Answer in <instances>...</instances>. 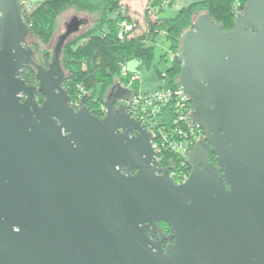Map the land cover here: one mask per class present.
<instances>
[{
	"label": "water",
	"instance_id": "water-1",
	"mask_svg": "<svg viewBox=\"0 0 264 264\" xmlns=\"http://www.w3.org/2000/svg\"><path fill=\"white\" fill-rule=\"evenodd\" d=\"M22 3L0 0V264H264V0H248L230 32L201 15L181 36L180 93L204 135L183 152L181 183L155 164L129 91L110 88L102 119L86 95L70 105L59 59L84 20L45 69L22 46Z\"/></svg>",
	"mask_w": 264,
	"mask_h": 264
},
{
	"label": "trees",
	"instance_id": "trees-1",
	"mask_svg": "<svg viewBox=\"0 0 264 264\" xmlns=\"http://www.w3.org/2000/svg\"><path fill=\"white\" fill-rule=\"evenodd\" d=\"M162 1L156 0L153 7L160 6ZM167 1L174 3L177 0ZM247 3L248 0H200L180 9L171 18L162 17L164 11L158 10L156 14L153 13V19H145L146 29L142 34L121 38L120 26L126 19L119 12L120 0H39L31 11H23L24 22L29 28L24 42L36 56L38 63H35L47 68L52 57L47 47L54 35L59 15L74 8L90 16L92 24L89 29L71 37L63 45L59 63L65 75L63 89L70 98V105L77 109L81 98L86 95L84 105L87 110L92 116L102 119L105 116L104 102L112 86L122 84L133 95L139 92L138 81L132 79L134 73L128 71L122 75L121 70L127 63L137 60L139 69L153 68L162 83L159 88L178 90L181 36L194 28L195 20L201 15H207L223 32H230L236 14H241ZM159 33H164L173 55L165 72L152 67L156 52L155 37ZM25 78L29 86H33L37 81L35 70L28 67ZM41 102L39 100L38 105ZM189 107L192 104L189 103ZM174 115V110L169 107L162 110L161 118L166 128L171 127ZM165 159L167 161L161 164L162 168L189 175L190 169L182 155L167 153ZM173 180L179 183L174 177ZM158 227L164 235H169L167 225L159 223Z\"/></svg>",
	"mask_w": 264,
	"mask_h": 264
},
{
	"label": "rangeland",
	"instance_id": "rangeland-1",
	"mask_svg": "<svg viewBox=\"0 0 264 264\" xmlns=\"http://www.w3.org/2000/svg\"><path fill=\"white\" fill-rule=\"evenodd\" d=\"M198 1L200 0H177L174 3H170L167 0H163L160 6L153 7V4L156 2V0H120L119 12L126 19L125 22H123L120 26V37H132L142 34L146 29L145 19L147 17L153 19V13L156 14V11L158 10L164 11L161 15L162 17L171 18L174 17L180 9L185 8L190 4ZM38 2L39 0H24L22 10L27 12L31 11V9ZM73 17L85 20L86 26H79L78 30L71 33L68 38L83 34L86 30L89 29L92 24V18L90 16L78 12L74 8H70L62 12L57 18V26L54 35L49 46L47 47L50 54L57 42V37L62 36L66 33V26L70 23V20ZM154 46L156 48V52L154 60L152 62V67H156L159 71L165 72V70L171 64L173 55L171 51H169V44L166 41L164 33L157 34V36L155 37ZM124 67L126 72H123L122 69V75H126L128 71L130 73H134L132 79L138 81L140 87L139 92L141 91L143 93H150L158 89H163L159 88L162 83L158 79L153 68H151L150 70H147L145 68L139 69L137 60L130 61ZM134 77H136V79ZM103 110L105 111L104 107Z\"/></svg>",
	"mask_w": 264,
	"mask_h": 264
},
{
	"label": "built area",
	"instance_id": "built-area-1",
	"mask_svg": "<svg viewBox=\"0 0 264 264\" xmlns=\"http://www.w3.org/2000/svg\"><path fill=\"white\" fill-rule=\"evenodd\" d=\"M122 69L126 72L125 67ZM166 107L173 109L175 113L169 128L163 125L161 118L162 110ZM192 109L181 95L180 89H158L150 93L140 91L134 95L130 116L145 125L152 134L151 145L157 166L162 168L161 164L167 161L165 159L167 153L180 154L184 158L183 152L192 150L199 140L197 128L191 124ZM169 175L172 179L176 178L179 183L187 178L182 171H169Z\"/></svg>",
	"mask_w": 264,
	"mask_h": 264
},
{
	"label": "flooded vegetation",
	"instance_id": "flooded-vegetation-1",
	"mask_svg": "<svg viewBox=\"0 0 264 264\" xmlns=\"http://www.w3.org/2000/svg\"><path fill=\"white\" fill-rule=\"evenodd\" d=\"M21 7H23V3H22V6ZM23 11V10H22ZM24 19V18H23ZM22 46L25 48V49H28V46H26V44H25V42L23 41V44H22ZM33 60L35 61V62H37L38 63V61H37V59H36V56L35 55H33ZM51 61V60H50ZM49 64H50V62H49ZM49 64H48V67L47 68H45V69H48L49 68ZM42 65V64H41ZM28 69V67L26 66V65H24L22 68H21V70H20V74H19V77L22 79V80H24L25 82H26V84L27 85H29L28 83H27V81H26V78H25V71ZM34 87H37L38 86V79H37V81L36 82H34L33 84H32ZM120 85V87L121 88H123V89H125V90H127V91H129L130 93H131V99H133L134 98V95L132 94V92H131V90L129 89V88H127V87H125L124 85H122V84H119ZM121 94V93H120ZM124 95V94H123ZM41 97V98H40ZM25 97L23 96L22 98H21V100H23ZM35 100H36V102H38L39 100H41L42 102L40 103V105L43 103V101H44V97H43V95H41L39 92H37L36 94H35ZM188 103H190L189 101H188ZM191 104V103H190ZM122 105H128V101L126 100V99H124V100H120V101H117L116 103H115V108L117 109V108H119L120 106H122ZM132 108H133V103H132V105L129 107V109H128V113L130 114L131 113V110H132ZM197 132H198V134H199V140L198 141H204V135H203V132H202V130L201 129H199V128H197ZM132 135H135V133L134 134H132ZM209 159H210V161H211V163L212 164H214L215 163V156L213 155V154H210L209 155ZM160 229V228H159ZM168 235V234H167ZM166 244H167V242L166 241H162V243H161V245H162V248L164 249L165 248V246H166Z\"/></svg>",
	"mask_w": 264,
	"mask_h": 264
}]
</instances>
